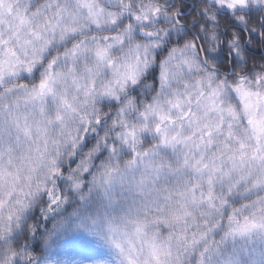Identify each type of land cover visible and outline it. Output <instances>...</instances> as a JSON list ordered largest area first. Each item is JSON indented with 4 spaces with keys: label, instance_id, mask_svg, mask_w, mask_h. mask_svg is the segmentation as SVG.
<instances>
[{
    "label": "clouds",
    "instance_id": "clouds-1",
    "mask_svg": "<svg viewBox=\"0 0 264 264\" xmlns=\"http://www.w3.org/2000/svg\"><path fill=\"white\" fill-rule=\"evenodd\" d=\"M0 264H264V0H0Z\"/></svg>",
    "mask_w": 264,
    "mask_h": 264
}]
</instances>
